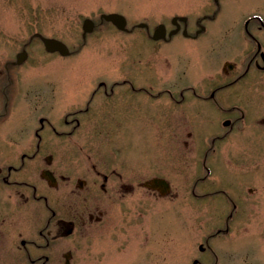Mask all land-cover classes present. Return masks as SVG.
I'll list each match as a JSON object with an SVG mask.
<instances>
[{
    "label": "flooded vegetation",
    "instance_id": "flooded-vegetation-1",
    "mask_svg": "<svg viewBox=\"0 0 264 264\" xmlns=\"http://www.w3.org/2000/svg\"><path fill=\"white\" fill-rule=\"evenodd\" d=\"M213 1L214 14L161 22L165 38L155 40L149 27L142 34L154 51L168 45L163 52L171 58L177 37L187 47L203 42L213 72L206 79L193 81L188 64L181 72L168 58L164 81L152 64L140 80L132 71L115 81L109 65L77 66L62 85L19 87L22 65L11 61L0 69V264H161L154 218L162 210L146 217L134 185L154 201L170 197L171 264H264V0ZM231 1L239 3L236 15L221 16ZM200 114L203 132L192 122ZM111 119L161 121L158 139L168 135L172 172L189 186L182 203L159 166L109 160L103 151L109 130H97L96 122ZM177 153L181 159L186 153L191 165L178 170ZM210 163L233 177L220 183ZM207 201L227 212L212 228ZM109 217L121 223L109 225Z\"/></svg>",
    "mask_w": 264,
    "mask_h": 264
},
{
    "label": "rangeland",
    "instance_id": "rangeland-1",
    "mask_svg": "<svg viewBox=\"0 0 264 264\" xmlns=\"http://www.w3.org/2000/svg\"><path fill=\"white\" fill-rule=\"evenodd\" d=\"M236 5L239 3L231 1L221 16L236 15L238 9ZM216 10L217 6L213 0H0V69L3 70V66L8 62H16L17 55L25 50L28 56L20 64L22 65L21 76L16 79L20 82V84H16L18 86L21 85V82L25 84V81L33 82L35 87L62 85V82L70 80L68 71L76 69L77 66L81 70L87 66L97 67L92 69L102 68L105 70L109 65V81H115L122 80L124 75L131 78L132 71L138 72V74L133 72L134 79L140 80V72L147 71L148 74L150 70H146V64H152L153 70L154 68L160 69L161 80L164 81L169 79L170 73V68L164 61L165 58H168L167 62L177 66L178 71L181 72L183 71L182 64H188V73L193 81L206 79L213 72L203 52V42L193 44L187 42L189 45L187 47L184 44V38L179 36L175 43L177 50L172 52L171 58L169 54L163 52V49H166L168 45L163 46L161 51H154L153 44L142 41V34H146L147 30L139 28L138 24H148L152 33L161 22H168L167 24L170 25V18L174 16L200 18L206 13L214 14ZM108 13L124 15L128 20V28L132 29L134 26L135 28L131 32H125L120 31L109 22L101 23L100 16ZM87 18L94 20L96 26L84 41L83 23ZM37 33L63 41L69 46L72 54H77L64 58L59 54L47 52L43 42L35 36ZM186 48H188L187 51L180 50ZM75 57H79V60L76 61ZM129 65L136 68H130ZM193 106L194 112L195 105ZM181 110L184 111L185 107H182ZM192 122L203 132L202 114L194 115ZM161 125V121L157 120L111 119L97 121L96 129L103 132L109 130V146L103 147L104 152H109V160H123L130 166H159L162 176L167 177L171 183L172 193L177 194L178 202L182 203V199L186 198L189 193V186L184 180L177 179L172 172L175 162L167 143L168 135L162 133V139H158V128H161ZM104 134L106 135V133ZM194 134L196 136L197 133L194 132ZM201 137L202 133L200 139ZM96 140L98 143L101 141L107 143L104 138L96 137ZM177 154L178 170L187 164L191 165V162H187L189 159H187L186 153L183 154L182 159L179 158L182 154ZM197 158H193V162ZM210 165L214 169V179L220 183L233 177L228 169L225 170L218 163L214 165L210 163ZM182 176H185V173ZM134 188L138 194L134 198L143 199V201L139 200V203L144 204L143 209L146 217L150 216V212L154 209L162 210L160 217L154 218V222L156 229L161 232L163 246L161 264H171L168 248L171 240L172 220L169 210L170 197H161L162 200L154 201L153 196H143L148 193L144 187L134 185ZM115 203L112 205L109 202V208H120L121 202ZM133 203L137 204V201ZM206 205L209 207L208 218L211 228L213 222L216 223V220L227 217V212L222 210L221 204L207 201ZM241 218L242 220L239 219V222L246 219L243 216ZM110 219L109 217V225L115 226L121 223L120 220ZM242 223L243 234L240 235V241L245 243L250 240L249 218H247V222ZM196 231L194 228V232ZM126 251L132 252L130 248H127Z\"/></svg>",
    "mask_w": 264,
    "mask_h": 264
},
{
    "label": "water",
    "instance_id": "water-1",
    "mask_svg": "<svg viewBox=\"0 0 264 264\" xmlns=\"http://www.w3.org/2000/svg\"><path fill=\"white\" fill-rule=\"evenodd\" d=\"M100 18L101 21L111 22L121 31H128L127 19L122 14L119 13L102 14ZM182 19L186 20V18H182ZM139 26L148 27V25L145 23H141ZM94 29H95V22L92 19L87 18L83 23V38L86 39L87 34L92 33ZM166 33L167 30L165 25L161 24L155 29L153 37L155 40H159L165 38ZM36 36L41 39V41L45 45V49L48 52L50 53L58 52L62 56L70 55L69 47L61 40L45 37L42 34H36ZM27 56L28 54L26 51L19 53L17 55V64H21L24 60H26ZM160 186L165 189L170 188L169 183L165 180L161 181Z\"/></svg>",
    "mask_w": 264,
    "mask_h": 264
}]
</instances>
